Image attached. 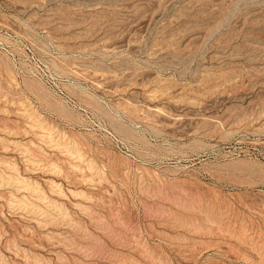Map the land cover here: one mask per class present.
Returning a JSON list of instances; mask_svg holds the SVG:
<instances>
[{"label": "rangeland", "instance_id": "1", "mask_svg": "<svg viewBox=\"0 0 264 264\" xmlns=\"http://www.w3.org/2000/svg\"><path fill=\"white\" fill-rule=\"evenodd\" d=\"M0 264H264V0H0Z\"/></svg>", "mask_w": 264, "mask_h": 264}]
</instances>
